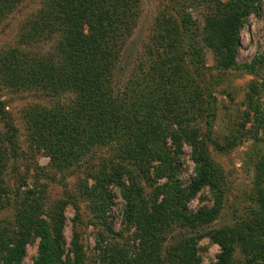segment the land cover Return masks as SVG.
<instances>
[{
	"label": "rangeland",
	"instance_id": "374dc122",
	"mask_svg": "<svg viewBox=\"0 0 264 264\" xmlns=\"http://www.w3.org/2000/svg\"><path fill=\"white\" fill-rule=\"evenodd\" d=\"M127 1L136 24L125 41L117 38L121 53L103 70L110 74L106 89L116 98L125 94L127 108L138 104L150 113L168 160L139 167L138 147L122 135L123 119L117 125L114 115L100 120L87 114L77 105V85L42 67L63 56L59 44L69 42L65 13L73 3L0 0V222H9L8 229L18 208L39 205L45 227L19 229L27 240L20 264H35L43 242L51 264L73 263L77 248L83 264H108L110 249L134 251L146 228L161 255L168 251L164 264H194L188 251L197 264H214L223 251L221 236L231 248V264H247L264 238L258 237L264 233V0H217L219 8L216 0ZM237 8L247 16L234 63L223 64L205 40L204 25ZM185 17L198 29L184 30ZM83 28L89 36V25ZM189 50L200 52L202 66ZM196 150L205 151L213 176L198 190L203 162ZM169 165L175 171L163 174ZM163 183L176 196L174 186L191 192L184 202L187 218L165 216L171 205L178 209L162 203ZM141 196L147 210L137 201L130 210L128 200ZM127 210L139 213L138 221L128 220ZM200 210L212 213L193 219Z\"/></svg>",
	"mask_w": 264,
	"mask_h": 264
},
{
	"label": "trees",
	"instance_id": "16d2710c",
	"mask_svg": "<svg viewBox=\"0 0 264 264\" xmlns=\"http://www.w3.org/2000/svg\"><path fill=\"white\" fill-rule=\"evenodd\" d=\"M66 3L68 5L71 3L74 4L70 7L69 12L65 13V17L68 19L67 21H69V23L71 22L69 30L67 31L69 34V42L68 44L63 42V45L59 44V51L63 54L60 62L54 63L50 67L44 65H42V67L47 70L51 76L60 80L62 79L66 83H75V85H77L80 95V102H78L77 105L79 106L81 103L82 109L87 114H93L92 116H95L97 119L100 118V120L106 118L107 115H114L113 117H115L117 125V121L123 119L122 135H124L123 138L127 144L132 141L138 147L139 152L134 156V160L139 167L145 168L154 160H163V162H166L165 160L167 157L169 158L168 151H165L167 143L165 138L155 132V128L150 124V113L142 111L144 109L138 104L127 108L129 102L125 94L122 98H116L112 90L106 89L109 87L110 74H103V70H107L111 63L113 64L115 60H119L121 47L117 44V38H119V40L124 38L123 40L125 41V37L130 35L131 30L136 24L135 8L133 9V7L130 6L131 3L127 0H66ZM216 3L218 5L217 8H219L221 3L217 0ZM233 10L234 11L229 12L225 16L214 14V16L208 17L204 25L207 35V39H205L207 44L218 54L220 62L228 65L234 63L237 36L244 26L247 16L245 10L238 8ZM217 13H220V11ZM85 24L89 25V36L84 35L83 26ZM182 27L187 32L192 31V29H198V25H195L187 17L183 18ZM38 32L42 33V31ZM110 41L112 44H110ZM188 53L191 59L197 63L198 68L202 66V55L199 51L189 50ZM51 59L52 57L50 60ZM109 101H111V105H109ZM116 101H118L117 105H119V107L114 105ZM103 105L105 106L103 107ZM90 141H94V138ZM149 145L154 146L155 151L151 150ZM159 151L167 155L165 159ZM204 152L203 150H196L195 152L200 156L199 160L203 162L200 169L203 175L194 183L196 190L200 189L202 183H210L213 177L212 175H208L210 171L208 170V161L205 158ZM262 158V168L264 171V148L262 150ZM175 165L177 166V164ZM101 169L104 171L100 176L102 178L101 182L104 184L107 174L104 167ZM163 170V174L168 171L169 173H173L175 168L173 170L172 166L169 165L164 167ZM132 186L134 187V183ZM158 188L164 193L162 203L165 205V201H168L171 204L173 203L178 209V212H176L171 205L169 212H167L168 215L165 216L173 215L175 212L176 216L184 219L187 218L188 213L186 212L187 209L184 206V202L191 192L174 186V190L179 192V195L176 196L170 190L168 184H160ZM1 191L3 190L0 188V194L2 193ZM180 191H182V194ZM27 193L30 194V192ZM142 200L144 201V197L142 196L130 198L127 204L128 208L131 210V207H138L135 203V201H137L138 204H141V210L146 211L147 206L145 203L147 202L144 201L145 203H142ZM34 203L35 204L31 203L30 205L18 208L14 218L15 222L10 224L8 229L5 227V224L9 222H0V263L2 259L6 257L7 264H20L24 255V245L27 240H23V236H21L19 229L34 228L40 231L44 229L45 223L40 218L41 211H38L39 205L36 201H34ZM18 206L20 205L16 207ZM159 207L158 204L157 210L160 209ZM127 212L129 215L127 216L128 220L138 221L139 213L136 212L137 214H132L131 216L130 211L127 210ZM177 213H179V215ZM211 213L210 211L200 210L193 214L194 216H192V218L198 221H204L210 217ZM16 229L19 232H15ZM46 230L47 229L44 230V235L47 233L45 232ZM154 235L155 234L151 233V231L146 228L143 233L140 234L138 238L140 244H138L137 248H134V251L118 247L110 249L108 251L109 255L107 254L108 264H164V260L169 258L168 251L166 250L164 256L161 255V252H159L161 246L159 243H153V241L157 239ZM262 236H264V233H262V235L261 233L258 234V237ZM218 240L222 245L223 251L219 256V261L214 264H231V248L229 243L223 239L222 236L218 237ZM254 246L255 252L251 260H249L251 264L257 260L264 261V238L261 246L259 243L254 244ZM174 249L175 248H173V250ZM40 250V255L35 264H51L52 255H50L44 242L41 244ZM184 251L186 250L184 249ZM103 252L104 255L107 253L105 249H103ZM188 252L193 259V263L197 264L196 256L191 251ZM76 253H78L80 257L77 256L73 263L68 261L61 264H83L82 254L78 248ZM54 264L58 263L56 262Z\"/></svg>",
	"mask_w": 264,
	"mask_h": 264
}]
</instances>
